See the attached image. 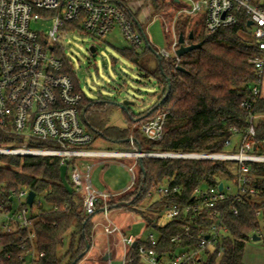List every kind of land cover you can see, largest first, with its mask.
Wrapping results in <instances>:
<instances>
[{
    "label": "built area",
    "instance_id": "2783aa9c",
    "mask_svg": "<svg viewBox=\"0 0 264 264\" xmlns=\"http://www.w3.org/2000/svg\"><path fill=\"white\" fill-rule=\"evenodd\" d=\"M187 5L173 13L172 39L167 47L159 50L161 57L175 60L178 67L181 57L179 35L176 23L182 14H199L204 19L205 33L235 25L240 14L245 12L251 35L256 41L258 52L250 58L255 68V82L250 86L254 96H262L264 89V0H179ZM52 16L55 19L49 37L58 42L60 31L66 24H79L93 36L103 37L118 28L128 46L134 50L144 44V37L134 26V17L124 0H0V126L11 134L22 137L17 145L0 146V154L46 155L58 157L63 172L69 175V185L73 193L81 196L86 215L96 212L101 203L108 217L111 209L110 199L135 187L137 167L141 158L156 153H146L139 149L134 131L139 129L151 141L164 139L168 111L159 110L151 115L138 117L130 124L132 151L103 150L95 148L94 136L87 130L80 116L79 106L82 94L76 89L72 77L64 71L66 62L50 54L40 34L31 28L33 19ZM248 25V23H247ZM168 34L170 29L165 27ZM52 50L54 46L50 47ZM249 111V126L232 131L240 136L239 147L233 153H169L170 156L225 159L238 162L236 179L223 182V189L216 186H199L194 190L188 203H171L163 207H141L143 211L177 221L182 231L171 238L180 245L182 240L193 243L178 246L177 249L161 252L157 250L160 235L150 233L146 240L139 242L137 236H126L122 228L109 220L105 232L120 234L127 246L135 245L136 257L143 264H204L208 249L222 244L228 228L224 222L227 201L239 202L246 196L254 198L262 193L257 185H252L253 174L250 163H264V153L257 150L256 125L264 114L252 112V103L242 102ZM31 142H33L31 144ZM264 142V141H263ZM232 144V139L227 145ZM163 154V153H162ZM92 159L89 161L88 159ZM131 158L130 164L121 162L132 175V184L121 193H106L96 189L92 183L91 172L97 164H105L111 159ZM29 189L26 187L12 191L10 205L0 198V233L18 232L19 240L8 245L19 246L18 260L21 264H39L45 253L38 250L35 223L39 210L27 203ZM182 192L179 184L166 183L158 186L154 193L155 201ZM37 194L34 198V202ZM18 201L17 208L13 203ZM33 202V203H34ZM40 202V201H39ZM154 203V202H153ZM234 213L238 208L232 204ZM7 248L0 243V251ZM11 258L12 253L8 252ZM132 258L128 257L127 261Z\"/></svg>",
    "mask_w": 264,
    "mask_h": 264
},
{
    "label": "trees",
    "instance_id": "16d2710c",
    "mask_svg": "<svg viewBox=\"0 0 264 264\" xmlns=\"http://www.w3.org/2000/svg\"><path fill=\"white\" fill-rule=\"evenodd\" d=\"M148 1L152 2V11L163 16L176 10L178 4L176 0ZM184 15L176 23L177 34H183L188 44H203L181 57L179 66L183 67L182 70L175 66V60L161 57L150 42H145V49L141 52L130 47L119 50L147 77L156 79L161 87V94L149 109L139 114L130 113L128 107L124 109L130 113L129 121L159 110L168 111L164 139L151 141L136 129V144L146 153L236 152L240 136L232 128L243 131L250 123L249 111L242 107V102L250 101L253 113L264 114V95L254 96L250 90L256 75L250 58L258 50L247 25L249 16L242 12L235 25L206 34L204 26L199 27V21L193 20L191 15ZM131 16L135 28L140 31L132 11ZM200 21L204 22L203 17ZM66 26L84 31L79 24L68 23ZM190 32L194 33L193 40L189 39ZM67 69L65 64L64 71L68 73ZM74 83L79 91L77 81ZM82 97L80 116L94 140L103 138L116 142L119 149H132L128 141L130 126L118 128L108 124L111 107L119 106L107 100ZM256 130L259 141L256 148L264 153V119L257 121ZM229 139H232L231 145H227ZM22 141V137L0 126V146ZM0 162L4 163L0 164V198L11 205L12 191L23 187L37 194L38 199L31 206L39 210L35 223L36 241L38 250L45 253L39 264H72L86 251L87 244H91L92 216L100 213L102 205L99 204L92 215L84 213L82 198L71 191L69 175L63 172L58 157L0 154ZM250 167L252 185H257L262 193L252 199L246 196L239 202H226L228 209L224 222L227 235L221 245L208 249L204 264H245L246 242L262 231L259 216L264 209V163H250ZM237 170L235 160L146 156L138 162L135 187L121 194L120 204L111 203V208L138 207L151 197L149 194L154 189L168 182L181 185L182 192L155 201L152 206L188 203L196 187L231 182L236 179ZM232 204L238 208V213L233 212ZM141 215L149 227L155 226L158 230L160 242L157 250L160 253L193 243L185 238L180 245L171 242V238L182 231V225L177 221L161 226L152 212L141 211ZM18 240V232L0 233V243L7 247L0 251V264H21L19 246L8 245ZM8 252L12 253L11 258L7 257ZM136 252L135 246L130 247L129 257L132 259L125 264H143L135 256Z\"/></svg>",
    "mask_w": 264,
    "mask_h": 264
},
{
    "label": "rangeland",
    "instance_id": "374dc122",
    "mask_svg": "<svg viewBox=\"0 0 264 264\" xmlns=\"http://www.w3.org/2000/svg\"><path fill=\"white\" fill-rule=\"evenodd\" d=\"M134 2H136L134 8L140 9L139 17L144 24V32L151 45L157 50L167 47V43L171 41L173 36V33H171L174 21L173 12L163 16L162 13L156 14L152 11L150 8L152 7L151 1L134 0L133 3ZM183 5L187 4L183 2L176 5V10ZM182 15L185 16L184 14ZM148 16L149 18H147ZM201 18L199 14L193 15V20L200 22V28L204 26V22L200 21ZM54 23L55 19L52 16L42 17L40 19H33L31 21V28L40 34L42 41H47L46 47L50 54L56 55L66 62L68 74L72 77L74 82L77 81L79 92L85 99L95 101L107 100L116 104L128 101V109L130 113L133 114H139L155 104L161 92L159 84L156 79L147 77L139 70L137 65L129 61L119 51L129 46L122 34L119 33L117 27L113 29L114 32L111 34L103 37H96L85 31L78 30L77 28L65 26L60 31V40L54 42L49 37V32L53 28ZM165 27L170 29L168 35L166 34ZM51 46H54L56 49L52 50L50 48ZM91 46L95 47L94 52L90 50ZM145 46L146 43L144 41L143 46L138 49V51H143ZM129 114L120 107L112 106L108 114V122L110 125L118 128H127L126 126H130L128 124L132 123V121H129ZM127 122L129 123L127 124ZM95 142V148L119 150L117 144L112 143L110 140L98 138ZM17 144L20 143H13L10 145ZM6 146L9 145H5L4 147ZM132 150L133 147L127 151ZM108 162V167L102 168L101 166H96L92 170L91 176L94 179V184L106 190H122L125 185L131 183L132 175L127 167L121 165V162L130 164L132 159L117 158L111 159ZM0 164L4 165L2 162H0ZM11 167L14 168V166ZM154 190L152 191L153 193ZM120 195L112 197L110 199V204H120ZM151 199H157V195L152 194L142 205L147 208ZM17 205L18 201L16 200L13 203L14 209L17 208ZM142 205L138 207H118L109 212V217L122 227L126 236L141 235V238H143L142 240H146L150 233L157 236L159 232L155 227H146L145 222L140 217V212L143 211L141 209V207H143ZM145 212L149 213L148 210ZM155 217L158 219L156 215ZM259 220L264 228V209L259 216ZM95 222H100L97 226V231H102L104 229L103 225L108 222L104 211L95 214ZM168 222V219L165 217L159 219V225L161 226ZM263 228L259 234L261 236L259 240H255L251 237V239L246 242L244 253L245 264H264ZM119 235L120 234L111 236V240L115 246H121V235ZM105 237L98 238H100V240H105ZM67 246L68 243L65 245V250ZM122 248H124L123 245ZM122 258L123 257L117 256L112 259L110 264H123ZM65 261H67V259H65Z\"/></svg>",
    "mask_w": 264,
    "mask_h": 264
},
{
    "label": "crops",
    "instance_id": "0c3cea01",
    "mask_svg": "<svg viewBox=\"0 0 264 264\" xmlns=\"http://www.w3.org/2000/svg\"><path fill=\"white\" fill-rule=\"evenodd\" d=\"M133 1L134 0H124V2L128 5V7L130 8V10L132 11V13H134L135 15H136V17H135V19H137L138 20V22L141 24V26L142 25H144L143 24V22H141V20H140V17H139V15H140V12H139V8H134L135 7V4H136V2H134L133 3ZM139 1H144V0H139ZM177 1V3L178 4H181L180 3V1L179 0H176ZM177 4V5H178ZM149 7H150V5H149ZM151 9H152V7H150ZM150 9V10H151ZM176 10H174L173 11V13L175 12ZM147 18H149V16L147 17ZM143 27V26H142ZM112 32H114V31H112ZM111 32V33H112ZM110 33V34H111ZM119 33H120V31H119ZM144 41H145V39H144ZM146 42V41H145ZM150 42V41H149ZM159 87H160V85H159ZM160 91H161V87H160ZM263 93H264V89H263ZM160 94H161V92H160ZM159 94V95H160ZM121 108V107H120ZM137 119V118H136ZM129 122H127V124H128ZM108 124H109V122H108ZM131 124V123H130ZM130 124H128V125H130ZM110 125V124H109ZM110 126H112V125H110ZM126 127H129V126H126ZM131 133V132H130ZM129 137H130V135H129ZM100 139V138H99ZM103 139V138H102ZM96 140H98V139H96ZM95 140V141H96ZM128 141L130 142V138H128ZM96 143V142H95ZM112 143H114V144H117L116 142H112ZM131 143V142H130ZM118 146V145H117ZM132 146V145H131ZM119 147V146H118ZM115 150H118V149H115ZM119 150H122V149H119ZM89 161H91L92 159L90 158V159H88ZM108 165H109V162H107V163H105V164H97L96 166H101L102 168H104V167H108ZM95 166V167H96ZM94 169V168H93ZM91 174H92V172H91ZM91 179H92V183H93V185H94V187L96 188V189H98V190H100V191H103V192H106V193H121V192H123L124 190H126L131 184H132V181H131V183L129 184V185H125L124 187H123V189L122 190H106V189H103V188H101V187H98V186H96L95 184H94V179L92 178V176H91ZM134 188V187H133ZM132 188V189H133ZM153 202H155V200L154 199H151V201L149 202V204L147 205V206H150V205H152L153 204ZM101 204V203H100ZM143 207H144V205H142ZM118 207H115V208H111L110 210H109V212L111 211V210H113V209H117ZM135 208V207H134ZM103 211V209L100 211V212H102ZM105 216H106V214H105ZM140 217H141V219L145 222V224H146V227H149L148 225H147V222L144 220V218H143V216L141 215V212H140ZM106 218H107V220H108V222H109V220H111L110 219V217H109V213H108V217L106 216ZM112 221V220H111ZM95 216L93 215L92 216V223H93V226H92V232H91V244H90V248H89V250L86 252V254H85V256H84V258H82L77 264H110L111 263V261H112V259H114L115 257H117V256H119V257H123L122 259V261H123V264H125L126 262H128L127 261V259H128V257H129V251H130V247H127L122 241L120 242V245L121 246H119V245H116L115 246V244L112 242V240H111V236H116L117 234H114V235H110V234H108V233H106L105 232V225L108 223H106V224H104L103 225V230L102 231H100V232H98L97 231V226L100 224V222H95ZM112 222H114V221H112ZM114 223H116V222H114ZM95 224V225H94ZM117 224V223H116ZM118 225V224H117ZM120 226V225H119ZM121 227V226H120ZM152 227H155V226H152ZM122 228V227H121ZM122 231H123V233L124 234H126L125 232H124V230L122 229ZM260 234V233H259ZM258 234V235H259ZM102 237H101V236ZM106 236V237H105ZM120 236V235H119ZM98 237H100V238H106L105 240H100V238H98ZM137 237L138 238H140V239H143V238H141V235H137ZM121 240V239H120ZM122 245L124 246V248H122Z\"/></svg>",
    "mask_w": 264,
    "mask_h": 264
},
{
    "label": "water",
    "instance_id": "95a60500",
    "mask_svg": "<svg viewBox=\"0 0 264 264\" xmlns=\"http://www.w3.org/2000/svg\"><path fill=\"white\" fill-rule=\"evenodd\" d=\"M136 23L138 24V26H139V30L141 31V33H142V35H143V37H144L146 43H148V42H149V39H148L147 35L145 34L143 27H142L141 24L138 22V20H136ZM252 23H253L252 21H249V22H248V26L252 25ZM193 38H194V33H193V32H190V34H189V39H190V40H193ZM179 42H180V47H179V49L177 50V54H178V56H180V57H182V56L185 55L186 53H188V52H190V51H192V50H194V49H196V48H200V47L202 46V44H203L202 42H199V43H194V42H193V43L188 44V43L186 42V40H185V36H184L183 34H180V35H179ZM90 50H91L92 52H94V51H95V47H94V46H91V47H90ZM178 69L182 70L183 67H182V66H178ZM128 104H129L128 101H124L123 103H119V104H117V105H118L119 107H121L122 109H126V108L128 107ZM139 149H140V148H139ZM168 154H169V153H163V154H162V153H156V154H154V155H150V156H154V157H176V156H170V155H168ZM223 185H224L223 182H220V183H219V189H220V190L223 189ZM35 196H36V192L33 191V190H30V191H29V194H28V198H27V203H28L29 205H32V204H33ZM252 238L255 239V240H259V239L261 238V236L258 235V234H254V235L252 236ZM134 246H135V245H134ZM89 248H90V244H87L86 251L83 252L81 255H79V256L77 257V259H76L72 264H76V263L78 262V260L81 259V258L83 257V255L89 250Z\"/></svg>",
    "mask_w": 264,
    "mask_h": 264
}]
</instances>
